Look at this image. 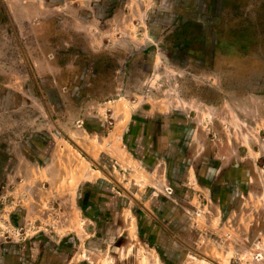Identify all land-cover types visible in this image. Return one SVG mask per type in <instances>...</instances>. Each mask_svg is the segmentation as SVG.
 <instances>
[{
  "label": "rangeland",
  "instance_id": "rangeland-1",
  "mask_svg": "<svg viewBox=\"0 0 264 264\" xmlns=\"http://www.w3.org/2000/svg\"><path fill=\"white\" fill-rule=\"evenodd\" d=\"M0 264H264V0H0Z\"/></svg>",
  "mask_w": 264,
  "mask_h": 264
}]
</instances>
